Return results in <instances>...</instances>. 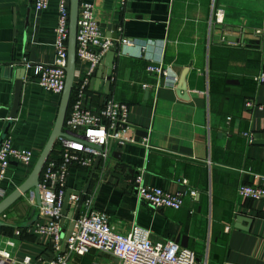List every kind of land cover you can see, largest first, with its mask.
I'll list each match as a JSON object with an SVG mask.
<instances>
[{
	"label": "crops",
	"instance_id": "obj_1",
	"mask_svg": "<svg viewBox=\"0 0 264 264\" xmlns=\"http://www.w3.org/2000/svg\"><path fill=\"white\" fill-rule=\"evenodd\" d=\"M89 1L106 36L117 24V38L129 39L115 54L117 79L109 95L130 105L133 135L110 143L109 157L95 170L88 193L95 192L96 208L115 231L136 223L151 231L152 241H176L207 264H264V201L237 191L264 173V109L246 107L247 99L264 103V80L257 79L264 72V1L129 0L122 10L116 0ZM219 8L223 21L211 23ZM57 18L58 0L42 11L34 0H0V139L10 122L6 137L33 151L29 165L11 161L0 185L5 197L28 178L56 122L61 95L39 85L34 67L22 60L54 61ZM152 62L178 75L177 85L149 72ZM22 67L20 106L9 120ZM90 84L85 103L100 111L105 94ZM142 169L145 184L197 195H187L177 210L140 201L134 179ZM91 170L73 164L68 191H82ZM35 205L26 194L1 216L8 225L0 227V250L10 257L0 255V264H50L52 239L32 229L43 219L38 209L32 215ZM69 262L118 263L96 248L71 254Z\"/></svg>",
	"mask_w": 264,
	"mask_h": 264
},
{
	"label": "built area",
	"instance_id": "obj_2",
	"mask_svg": "<svg viewBox=\"0 0 264 264\" xmlns=\"http://www.w3.org/2000/svg\"><path fill=\"white\" fill-rule=\"evenodd\" d=\"M129 0H116V7L124 9ZM264 1V0H263ZM49 0H34L37 11L47 9ZM70 0H58V18L55 26V59L52 63L31 64L26 59L22 63L34 67V75L39 85L46 90L62 95L65 87L69 48ZM224 10L219 8L211 18V23H221ZM129 43L127 38L113 39L106 36L101 29L95 13V4L89 0H81L77 31V68L73 88V101L65 121L64 130L69 134L61 136L57 142L56 153L47 160L40 178L41 204L37 207L38 215L43 219L33 224V231L50 237L53 241L54 256L50 264H70L71 254L84 255L96 248L117 259V264H207L200 261L195 252L181 246L173 240L154 242L148 228L134 223L126 232L115 231L109 222L106 212L96 208L95 192L86 194L79 216L71 219L74 222L68 238L63 235L61 224L63 205L68 192L67 179L73 164L92 168L97 156L106 160V150L110 143L123 144L133 138L132 126L129 122L130 105L109 95L100 111H95L85 103V97L91 81L106 54L115 43ZM79 64H87L83 70ZM117 64L114 65V70ZM148 71L163 77L169 86H176L178 75L172 74L168 67L161 63H150ZM116 82L117 75H114ZM264 80V72L258 76ZM148 87V84H143ZM249 110L264 109V103L254 99L246 100ZM11 118H9L10 120ZM249 139L252 133H245ZM97 147H103L105 151ZM12 160L24 165L33 161L31 148L16 147L11 136L4 138L0 144V185L6 178ZM137 198L153 207L180 209L187 195L194 199L196 190L168 192L159 186L144 183L143 169L135 176ZM238 194L242 198L264 201V173H255L250 183L238 186ZM32 202H36L35 193H30ZM5 193L0 186V201ZM80 195L71 193L69 205L76 207ZM229 229V227H227ZM14 245L13 241H9ZM66 243V246H64ZM0 255L10 257V253L0 250ZM30 262V257L24 263ZM99 264V263H93Z\"/></svg>",
	"mask_w": 264,
	"mask_h": 264
},
{
	"label": "water",
	"instance_id": "obj_3",
	"mask_svg": "<svg viewBox=\"0 0 264 264\" xmlns=\"http://www.w3.org/2000/svg\"><path fill=\"white\" fill-rule=\"evenodd\" d=\"M80 2L81 0H70V18H69V48H68V60L67 65L65 67L66 70V79H65V87L63 93L61 95L60 106L58 110V115L56 118V122L53 128V131L46 143L44 149L40 153L38 159L36 160L32 171L30 172L28 178L13 192L9 195L4 197L0 201V226L8 225L4 221L1 220V216L5 213V211L10 208L16 201L22 198L24 195L29 194L32 190L35 193L36 197V205L33 207L32 215L35 213L37 207L41 204V196H40V178L44 166L49 159L50 155L52 154L56 144L61 136L69 137V134L64 130L65 121L67 118L69 105L73 93L74 82H75V73L77 68V31H78V21H79V13H80ZM117 24H111L109 29L112 31L110 37L113 39H117ZM118 42L114 44L111 50L106 54L105 58L103 59L102 63L98 66L97 71L95 72L94 76L91 78L90 86L95 88L96 90H100L105 94V102L107 101L112 84H113V68L115 65V54L119 48ZM27 68L22 67L16 71V87H15V95L14 101L11 107L10 118L14 119L17 116L18 109L20 106V98H21V90L24 83V78L26 75ZM184 90V89H182ZM10 122L5 128V132L0 139V144L6 137L9 132ZM258 137V134H256ZM258 141V142H257ZM257 143H260L257 140ZM101 151H105L103 147H97ZM112 148L109 147L106 150V153L110 155V150ZM101 163V157L97 156L92 167L90 176L88 178L87 183L82 191H73L69 190L66 194L64 205H63V218L61 221L63 227V235L66 238L70 235V230L74 226V222L71 219H76L79 216L81 211L84 199L86 194L89 191L91 181L93 179L95 170ZM77 193L80 195L79 201L77 203L76 209L74 211L68 210L69 199L71 193ZM237 220H240L238 217ZM251 222V221H250ZM66 246V243L65 245Z\"/></svg>",
	"mask_w": 264,
	"mask_h": 264
},
{
	"label": "trees",
	"instance_id": "obj_4",
	"mask_svg": "<svg viewBox=\"0 0 264 264\" xmlns=\"http://www.w3.org/2000/svg\"><path fill=\"white\" fill-rule=\"evenodd\" d=\"M73 97H74V93H72V97H71L70 105H71V103H72V101H73ZM70 105H69V107H70ZM68 112H69V110H68ZM56 146H57V144H56ZM54 153H56V147L54 148V150H53L52 154L50 155V157H51ZM0 227H1V226H0Z\"/></svg>",
	"mask_w": 264,
	"mask_h": 264
}]
</instances>
